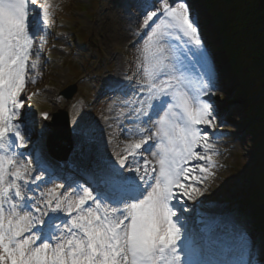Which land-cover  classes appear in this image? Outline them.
<instances>
[{
	"label": "snow or ice",
	"instance_id": "obj_1",
	"mask_svg": "<svg viewBox=\"0 0 264 264\" xmlns=\"http://www.w3.org/2000/svg\"><path fill=\"white\" fill-rule=\"evenodd\" d=\"M157 2L159 9L142 0L144 31L134 33L143 40L142 73L134 74L135 84L110 85L123 104L138 105L131 108L140 122L138 139L113 158L81 111L71 122L75 147L64 178L39 160L17 163V156L31 153L14 149L35 147L34 137L42 145L52 129L42 124L37 131L22 111L41 28L30 6L37 0H0V264H260L235 223L209 220L197 231L182 218L186 201L203 195L191 181L202 184L211 174V137L224 123L215 99L222 89L186 0ZM40 7L46 24L48 6ZM39 59L37 53L32 69ZM42 119L54 117L43 113ZM192 160L208 161L199 168L203 178L190 176L185 165ZM48 184L54 187L37 200L35 191Z\"/></svg>",
	"mask_w": 264,
	"mask_h": 264
},
{
	"label": "rangeland",
	"instance_id": "obj_2",
	"mask_svg": "<svg viewBox=\"0 0 264 264\" xmlns=\"http://www.w3.org/2000/svg\"><path fill=\"white\" fill-rule=\"evenodd\" d=\"M205 1L197 0V2H194L196 5H199V2H203L201 5L205 6L207 4ZM44 4L48 6L46 24L43 10L40 7V5ZM126 5L132 8L128 9L129 7H126ZM153 5L156 9L160 8L157 0H153ZM31 8L38 14L42 29L35 37L36 41L28 68V80L21 92V99L24 103L22 111L29 113L37 131L43 124L39 120V113L47 112L49 115L51 113L58 116L60 111H65L69 116L71 125V122L83 111L87 113V118L94 122L97 135L105 134L110 139H117L123 134V137L126 138L131 131V126L127 125L128 121L136 122V113L132 112L131 108L138 107V105H125L118 97L108 101L107 97H103V93L108 85H112L115 82L136 83L139 76L134 74L142 73V69L139 67V49L143 45V40L133 46L136 35L131 33V37L127 39L125 44L116 42L115 37H119L118 31L121 29L123 30L122 32L127 31V27H116L113 30L112 26L108 25L106 28L104 26L110 20L107 17L111 14H119L122 10L134 17L146 15L141 4L136 0H37V4L31 5ZM215 11L213 12L214 14H211L210 9L208 15L205 14L206 18L202 20L203 24L208 28L204 39L214 50H216V46L221 49V45H223V36L219 32L217 33V25L219 23L217 21L220 20L219 16L216 15L219 13L218 10ZM192 14L195 16V13ZM29 16L31 18L33 13L30 12ZM210 16L215 19L213 24ZM115 24L117 22L113 23L114 27ZM62 36H64L62 40L55 39V37L59 38ZM144 38L146 39V37ZM109 39H113V42L104 44ZM206 41L205 45L209 46ZM77 42L84 43L85 49L80 48V46L74 47L73 43ZM217 42L220 46L216 45ZM37 53L40 59L37 68L32 69L30 65L32 60L36 59ZM216 54L218 55V60L220 59L218 61L220 78L224 82L223 84L221 81L220 86L221 88L224 87L225 90L218 92L215 98L222 102L221 108L224 123L215 130V135L211 137V142L215 145L212 150L214 154H212L211 167L209 168L211 174L207 176V179L202 184L197 185L195 181H191L193 186H198L203 190V195L196 200L186 201L189 209H191L192 205L193 207L196 206L195 202L198 201L201 203L209 200L219 202L220 196L225 197V199H234L238 191L242 189V172L252 168L251 157L243 147L250 142V137L242 131L244 117L241 116V113L243 109L240 106L239 108L235 106L236 103L229 97L231 92L227 87L225 88L228 85L227 80H230L227 74L224 76L220 63L225 55L222 57L220 53L216 52ZM46 57L51 60L48 64L45 63ZM126 77H133V79L128 81ZM72 86L75 87L73 98L70 101H65L60 97V94ZM230 90H233L232 87H230ZM112 107L114 110H111ZM126 116L132 118L125 119ZM108 118L113 120L111 124ZM51 122L52 120H48L45 124L50 125ZM108 123L110 126L107 128ZM105 127L107 134L105 131L103 132ZM150 127L154 130L152 125ZM51 129L47 140L51 135L56 134L52 127ZM208 131L209 133L213 132L212 129ZM57 132L58 135L65 137L63 129L58 128ZM69 137L71 147H73L71 149L74 150V138L72 135ZM56 143L62 149L68 147L66 142L57 140ZM34 144L35 150H33V145H29L28 148L35 154L41 146V144L36 143L35 137ZM104 148L113 158L116 152H123V144L119 139L111 145L106 143ZM56 150L59 149L56 148ZM197 151L203 153L202 148H198ZM138 159L142 160L143 157H138ZM200 166L207 167L208 161H190L188 163V167L192 169L190 176L196 175L203 178L205 174L199 171ZM185 183H189V181H185ZM52 187L54 185L50 186V188ZM210 208L215 211L219 209L215 206H210ZM203 209L206 210V208ZM224 210L226 211L225 207ZM231 216L238 217L239 214L231 213ZM228 222H230V216H228Z\"/></svg>",
	"mask_w": 264,
	"mask_h": 264
},
{
	"label": "trees",
	"instance_id": "obj_3",
	"mask_svg": "<svg viewBox=\"0 0 264 264\" xmlns=\"http://www.w3.org/2000/svg\"><path fill=\"white\" fill-rule=\"evenodd\" d=\"M205 3L212 13H219L216 31L223 36V45L221 49L216 47V52L225 55L220 62L223 71L236 81L235 98H248L241 116L248 124L250 142L243 147L251 157L252 168L242 173L240 207L251 216V226L257 228L264 246V0ZM255 115L259 121H252Z\"/></svg>",
	"mask_w": 264,
	"mask_h": 264
},
{
	"label": "bare ground",
	"instance_id": "obj_4",
	"mask_svg": "<svg viewBox=\"0 0 264 264\" xmlns=\"http://www.w3.org/2000/svg\"><path fill=\"white\" fill-rule=\"evenodd\" d=\"M197 2V0H188V2H189V4H190V7H191V9H192V11H194V13H197V16L198 17H201V12L203 11V10H201V8H199V5L197 4L196 5V3L195 2ZM203 13H206L205 11L203 12ZM110 18V20H109V22H108V24H105V26H104V28H106L108 25L109 26H112V28H113V30H114V28H116V27H127V31L125 30L124 32H122L123 30L121 29V30H119L118 31V36L119 37H115V41L117 42H119V43H124L125 44V42L127 41V39H129V37H131V35L133 34V33H137V32H140V31H144V29H143V19H140L139 20V18H136V17H132L131 15H130V13H128V12H126V11H120V13L118 14H111L109 17H107V19H109ZM143 18H145L144 16H143ZM116 23L117 22V24H115V27L113 26V23ZM124 25V26H123ZM207 27H206V25L204 24L203 25V28H202V31H203V34L204 35H207ZM112 30V31H113ZM132 33V34H131ZM114 35V34H113ZM112 35V36H113ZM114 37V36H113ZM146 37V36H145ZM112 38V37H111ZM141 41H142V39H138L137 38V36H136V40L133 42V46H135L136 44H139V43H141ZM213 41H214V38H213ZM111 42H113V39L112 40H108V41H105L104 42V44H110ZM115 61V60H114ZM113 61V62H114ZM90 77V76H89ZM230 95V94H229ZM231 96H232V94H231ZM216 99V98H215ZM236 103H238V100L236 101ZM111 110H114V108L112 107L111 108ZM146 119V118H145ZM111 121V123H112V121L113 120H110ZM129 123L131 124V132L127 135V137L126 138H124L123 136V134H122V136L120 135V137L118 138L117 137V139H119L121 142H122V144H123V149H124V147H125V145L126 144H128V143H131V142H134V140L135 139H138V136L136 135V133H138L139 132V122H135L134 123V125H133V123H131V122H129L128 121V123H127V125H129ZM149 128H150V126H148ZM105 129L106 128H104L103 129V132L105 131ZM150 129H152V128H150ZM105 133L107 134V132L105 131ZM98 137L99 138H102V140H103V145L105 146L106 145V143H110V145L111 144H113L114 142H116V140L117 139H110V138H108V137H106V135L105 134H103V135H98ZM61 139V137H59L58 138V140H60ZM105 140H106V142H105ZM73 142L75 143V141L73 140ZM108 145V144H107ZM74 153V152H73ZM149 158L151 159V156H150V154H149ZM18 164H23V163H21L20 161H18L17 162ZM222 213V212H221ZM213 216H216V215H213ZM208 217H210V216H208ZM210 218H213V217H210ZM209 218V219H210Z\"/></svg>",
	"mask_w": 264,
	"mask_h": 264
},
{
	"label": "water",
	"instance_id": "obj_5",
	"mask_svg": "<svg viewBox=\"0 0 264 264\" xmlns=\"http://www.w3.org/2000/svg\"><path fill=\"white\" fill-rule=\"evenodd\" d=\"M73 92H74V88H70V89L66 90V91L63 93V95H64L66 98L70 99V98L72 97V95H73Z\"/></svg>",
	"mask_w": 264,
	"mask_h": 264
}]
</instances>
